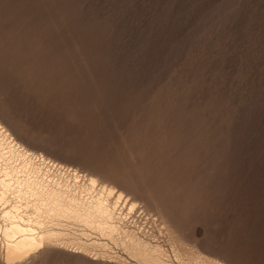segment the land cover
<instances>
[{"label": "rangeland", "instance_id": "obj_1", "mask_svg": "<svg viewBox=\"0 0 264 264\" xmlns=\"http://www.w3.org/2000/svg\"><path fill=\"white\" fill-rule=\"evenodd\" d=\"M0 126L135 200L172 264H264V0H0ZM106 239L15 264H139Z\"/></svg>", "mask_w": 264, "mask_h": 264}, {"label": "bare ground", "instance_id": "obj_2", "mask_svg": "<svg viewBox=\"0 0 264 264\" xmlns=\"http://www.w3.org/2000/svg\"><path fill=\"white\" fill-rule=\"evenodd\" d=\"M82 175L76 168L20 147L0 126V258L4 264L23 261L51 242L80 252L94 245L109 248L99 237L119 241L139 264H172L159 244L124 227L138 206L135 200L94 175L84 174L87 182L79 184ZM70 223L80 227L85 240L67 236L64 230ZM91 232L97 235L94 240ZM172 254L177 264H197L184 261L178 252Z\"/></svg>", "mask_w": 264, "mask_h": 264}]
</instances>
